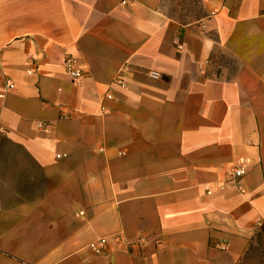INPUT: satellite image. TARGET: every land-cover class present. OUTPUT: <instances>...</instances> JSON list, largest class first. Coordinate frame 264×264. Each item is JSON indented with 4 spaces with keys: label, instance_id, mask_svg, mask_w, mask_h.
<instances>
[{
    "label": "crops",
    "instance_id": "0c3cea01",
    "mask_svg": "<svg viewBox=\"0 0 264 264\" xmlns=\"http://www.w3.org/2000/svg\"><path fill=\"white\" fill-rule=\"evenodd\" d=\"M263 222L264 0H0V264H239Z\"/></svg>",
    "mask_w": 264,
    "mask_h": 264
},
{
    "label": "built area",
    "instance_id": "2783aa9c",
    "mask_svg": "<svg viewBox=\"0 0 264 264\" xmlns=\"http://www.w3.org/2000/svg\"><path fill=\"white\" fill-rule=\"evenodd\" d=\"M64 64L67 73H69L76 82L85 78V71L79 66H77V60L75 58L73 57L66 58ZM116 81L120 83L123 82V77L121 76V74L117 76ZM13 86H14L13 83L7 82V87L12 88ZM108 95L111 97L110 94ZM39 126L42 127L43 123L40 122ZM245 173H246V168L244 166H237L230 170L231 178L242 177L245 175ZM107 240H108L107 236H102L97 240L93 241L91 243V247L95 250H101L105 247Z\"/></svg>",
    "mask_w": 264,
    "mask_h": 264
},
{
    "label": "trees",
    "instance_id": "16d2710c",
    "mask_svg": "<svg viewBox=\"0 0 264 264\" xmlns=\"http://www.w3.org/2000/svg\"><path fill=\"white\" fill-rule=\"evenodd\" d=\"M255 254H257L256 264H264V222L253 236L244 257L239 264H245L247 259L254 257Z\"/></svg>",
    "mask_w": 264,
    "mask_h": 264
},
{
    "label": "rangeland",
    "instance_id": "374dc122",
    "mask_svg": "<svg viewBox=\"0 0 264 264\" xmlns=\"http://www.w3.org/2000/svg\"><path fill=\"white\" fill-rule=\"evenodd\" d=\"M255 255H254V257L247 259V261L245 262V264H256L257 254H255Z\"/></svg>",
    "mask_w": 264,
    "mask_h": 264
}]
</instances>
